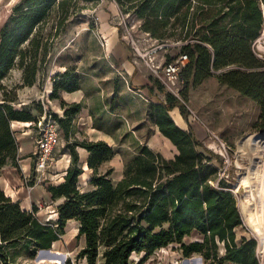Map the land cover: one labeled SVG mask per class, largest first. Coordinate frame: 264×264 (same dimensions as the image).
<instances>
[{
    "label": "trees",
    "instance_id": "16d2710c",
    "mask_svg": "<svg viewBox=\"0 0 264 264\" xmlns=\"http://www.w3.org/2000/svg\"><path fill=\"white\" fill-rule=\"evenodd\" d=\"M97 5L101 0H82ZM121 11L141 22L145 33L164 49L179 48L176 55H165L167 63L187 55L188 64L181 77L185 87H197L208 79L217 80L249 98L260 107L257 129L264 131V60L254 50V42L264 30V0H115ZM78 0H25L0 36V173L20 158V143L13 129L15 123L36 128L38 117L28 107L18 109L13 91L3 84L17 60L25 72L23 86L37 82V58L41 41L32 39L40 26L47 23L54 8L78 7ZM30 43L33 61H26ZM81 78L65 72L54 77L50 100H58L63 116L52 113L68 139L66 152L71 164L64 181L50 183L52 199H64L57 207L56 226L43 223L38 209L24 210L19 201L9 197L0 183V264H16L18 249L33 260L41 250H51L65 234L67 223L79 222L78 238L85 236L86 247L78 254L88 264H133L135 254L148 257L170 245H178L185 257L200 255L206 264H260L257 240L244 237L238 242L236 230L245 225L237 197L219 177L217 158L191 132L180 128L170 115L178 108L184 118L190 113L184 102L167 92L156 78L166 99L150 103L149 119L162 135L177 148L178 154L166 159L145 145L125 165L123 177L113 183L109 168L116 151L105 141L79 140L75 121L82 112V103L68 104L63 93L81 90ZM37 110V109H36ZM40 110V108H39ZM79 148L87 150L88 169L92 172L83 190ZM200 240L186 243L187 237ZM264 260V252L262 257ZM143 261V259H142ZM140 261L138 264H142Z\"/></svg>",
    "mask_w": 264,
    "mask_h": 264
},
{
    "label": "rangeland",
    "instance_id": "374dc122",
    "mask_svg": "<svg viewBox=\"0 0 264 264\" xmlns=\"http://www.w3.org/2000/svg\"><path fill=\"white\" fill-rule=\"evenodd\" d=\"M24 1L0 0V36L14 16L15 8L23 4ZM85 5H87V9L81 13H77L78 9H75L73 5L69 7L68 13L66 10H59L56 6L47 23L40 26L34 33L32 39L37 38L41 41V50L37 58L39 70L36 84L32 87L23 86L25 72L21 68L20 60H17L16 66L3 81L7 89L13 91L12 99H14L16 108L28 107L37 113L38 117L46 112L63 115L64 113L59 112L60 101L50 100L49 95L52 93L54 77L65 72L79 75L81 82L84 78L87 79L86 81L89 82H86L87 87L89 84L92 86V77L97 78L94 81L100 82L103 90L101 94L105 95V99L114 97L112 86L118 73L114 72L104 57L102 49L107 46L106 40L104 41L105 46L104 43L99 42L97 28L100 23L99 10L96 8L89 11L88 9L92 5L78 0V7ZM114 22L117 23L121 37L127 41L132 60L136 64L140 63L148 67L147 63L152 60L154 65L160 66L164 63L167 55L179 53V48L155 51L159 46L158 41L148 36L142 29L136 28L134 38L141 52L147 54L143 58L124 36L122 27L119 25L118 15ZM261 37L263 38L258 41L255 48L258 53H262L264 56V31ZM23 49L29 51L26 61L30 63L33 61L34 50L30 43H27ZM149 70L152 72L150 68ZM126 93L127 97L123 100L120 99L121 96L118 97L115 94L117 99H115L116 103L113 110L116 111L117 115L115 114L113 117L123 119L124 128L117 129L115 121L109 126L112 128L111 138L113 140L109 137L108 139L117 152L115 157L101 168V172H106L109 168L114 169L111 175L114 184L122 179L125 165L139 154L143 144H148L153 151L166 159H172L178 154L173 143L158 132L157 127L150 121L149 106L151 100L141 91L133 90L128 85ZM183 98L190 115L187 119L184 118L177 108L176 113L180 119L178 125L185 131L193 133L200 143L217 156V158H213L212 164L219 168V177L226 181L228 190L237 197L241 213L246 217L245 225L236 230L238 242H241L244 237L255 238L257 240V256L260 264H264V260L261 258L264 252V222L254 215L255 202L252 199L255 190H258L262 205L264 204V131L258 130L256 126L260 107L226 84L220 83L215 77L197 87L186 86ZM108 109H110V105ZM171 115L173 118L176 117L174 112H171ZM13 129L19 143L22 142L23 135L29 130H31L34 141L30 153L32 156L31 175L26 180L23 178L24 185L16 186V191L22 186L35 189L30 197L26 195V197L31 198H28V206L32 204L39 212L43 210V215L51 216L52 209L64 202V199L54 200L51 198L48 193V185L50 183L57 184L64 176L66 170L64 167L68 163L63 161V156L66 152L68 139L65 138L64 133L61 134L47 173L51 180L47 183L39 182L35 167L38 131L35 127L32 128L23 123H15ZM76 129L77 134L70 139L72 142L75 138L84 140L85 137L90 136L87 134L88 131L85 132L84 126H76ZM99 137L97 133H93L91 138L97 140ZM87 140L90 141L89 138ZM224 146L227 147V151H225ZM85 155V151H81L80 164L84 166V170L86 169ZM19 166L18 161L17 164L8 165L0 173V183L8 193L11 189H15V184H12V176L16 174L15 176L19 177L21 172ZM91 173L90 170H85V174L81 176L83 190L91 189L88 185ZM9 177L12 180L11 185L9 181L8 183L5 182V179ZM245 177L251 178L250 187L244 183ZM33 193L36 194L35 200ZM74 234L75 232L71 231L64 239L68 243L69 241L74 242ZM195 240H200L198 235L185 239L186 243ZM75 254L72 255L69 251H51L45 258L37 259L35 257L32 261L33 264H70V260L73 259L77 264ZM144 257L145 254H135L132 258L133 264H138L142 259V264H206L198 254L185 257L178 245H170L146 258Z\"/></svg>",
    "mask_w": 264,
    "mask_h": 264
},
{
    "label": "crops",
    "instance_id": "0c3cea01",
    "mask_svg": "<svg viewBox=\"0 0 264 264\" xmlns=\"http://www.w3.org/2000/svg\"><path fill=\"white\" fill-rule=\"evenodd\" d=\"M96 8L97 10H99L98 17L100 19V23L97 26L98 31H99V40H100L99 42L104 43L105 40H106L105 42H107V46H105V43H104L105 47L104 49H102L104 57L107 59V61L109 62L114 72L118 73L116 75L117 77L115 79L114 85L112 86L114 88L113 89L114 97H111V99H105L104 97L105 95L101 94V91L103 90L100 86V82L94 81V80H97V78L92 77L91 79L92 80L91 82H93L92 86L89 84V86L87 87L86 84L89 82H87L86 81L87 79L84 78L81 83L80 91L74 92V93H63L62 99H64V101H66V103L68 104H72V103H82L83 104L82 112L77 116L75 124L76 126H79V125L84 126L85 132L87 131L89 132L87 134L90 136L85 137L86 139L89 138L90 141H105L114 149L112 143L108 139V137L111 138V135H112V128H110L109 126L111 125L113 121H115L117 129L120 130L124 128V120L121 118L117 119L116 117H113L115 114L117 115L116 111L113 110L114 104L116 103L115 99H117L115 94L118 97L121 96L120 97L121 100L125 99L127 97L126 87L128 85L133 90H138V91H141L143 94H145L151 100L150 103L164 102L166 99V96L159 89V86L156 84V77L149 70V68L140 63L136 64L132 60L131 51H130V48L128 47V43L121 37V33L117 26V23L114 22V19H117L118 9L115 3L113 2V0H107V1L103 0L99 2L97 5L90 6L88 10L92 11ZM88 77L91 78L90 76ZM59 105H60L59 112L63 114L64 110L60 103ZM109 105H110V109H108ZM176 109L171 111L176 114V117L173 118L171 115V112H170V115L175 121V123L178 125V121L180 119L177 116L178 114L176 113L177 112ZM56 114H59V113H56ZM23 124L28 125L30 127V124H26V123H23ZM157 130L158 132H160L158 128ZM30 131L31 130H29V132H26L23 135L22 142L20 143V158L21 159L19 160V163H20L19 167L21 169V172L19 173V177L17 178V176H15L16 174L13 175L12 176L13 183L11 182L12 180L10 177L5 179V182L8 183L9 181L10 185L11 183L15 184V187H14L15 189H11L9 193L6 192L5 190L6 194L9 197H11L14 201H19L21 203L22 208L27 211H32L34 208L32 204L28 206L29 205L28 201L29 199H31L29 197L32 195V191L34 192L35 189L32 190V188L28 189L22 186V188L16 191L17 190L16 186L24 185L23 178L24 180H26L31 175L32 156L30 155V153L32 151V144L34 141H33V137ZM93 133L94 134L97 133L98 136L100 137L97 140H94V138L92 139L91 137ZM93 136L96 137V135H93ZM36 143H37V140H36ZM146 145L148 146V144ZM142 146H145V145L143 144ZM78 151L80 153V157H81V151H85L86 153L85 160H84V163L86 164L85 170H89L87 166V159H88L89 153L87 152V150L82 149V148H79ZM63 158H64L63 161H66L68 163L64 167V169H66L64 173V176H65L68 168L70 167L69 163L71 162V156L69 155L68 152H65ZM59 166H60V163H59ZM13 170H16V168H13ZM64 176L63 178H61L60 182H58L57 184L62 183L64 181ZM26 195H28L29 197H26ZM49 195L51 196L50 193ZM33 198L34 200L36 199L35 193H33ZM58 206L59 205H57L55 208L52 209L51 216L43 215L42 212L44 211L42 210V212H39L38 210L37 216L40 219V221L43 223L50 222L52 225L56 226V223L59 218V214L57 212ZM79 227H80L79 222L75 220L69 221L65 229V234L60 235V238L53 244L51 251L53 252L69 251L72 255L76 253L75 254L76 258L75 256L74 258L77 259V264H88L86 259L78 258V254L80 253V251L86 247L85 236L78 238ZM71 231L75 232L74 242L69 241L68 243L64 238ZM48 253H43L41 255V259L45 258V256L48 255ZM48 258L50 259V257ZM16 264H33V261L25 255V250H22L21 248H19L18 253H17V258H16ZM101 264H102V261H101Z\"/></svg>",
    "mask_w": 264,
    "mask_h": 264
},
{
    "label": "built area",
    "instance_id": "2783aa9c",
    "mask_svg": "<svg viewBox=\"0 0 264 264\" xmlns=\"http://www.w3.org/2000/svg\"><path fill=\"white\" fill-rule=\"evenodd\" d=\"M113 2L115 3L118 9L119 25L122 27L124 36L131 42L134 49L139 52V55L145 58L147 54L141 52L138 43L134 38V30L136 28H141V22L137 19L135 15L123 13L120 7L118 6L117 2L115 0H113ZM147 35L150 36V34L148 33ZM262 38L263 37L260 36L254 42L253 50L259 58L264 60V56L262 55V53H258L255 48L258 41H260V39ZM169 46L171 45H159L157 49H155V51L159 49H164L165 47ZM188 62L189 58L187 55H180L170 63L164 61V63L160 66L154 65L152 60H150L147 64L148 67L152 70V73L165 87V90L173 94L182 102H184L181 95V91L184 86V80L181 77V72L183 68L188 64ZM52 113L54 112L44 113L41 119L39 120L38 124L36 125V129L38 131V139L37 149L35 153L37 157L35 167L38 174V181L45 183L51 180L50 176L47 173L53 161L55 148L62 134L60 125L57 120L53 117ZM224 149L225 151H227L226 146H224ZM70 264H76L75 260H70Z\"/></svg>",
    "mask_w": 264,
    "mask_h": 264
},
{
    "label": "bare ground",
    "instance_id": "6f19581e",
    "mask_svg": "<svg viewBox=\"0 0 264 264\" xmlns=\"http://www.w3.org/2000/svg\"><path fill=\"white\" fill-rule=\"evenodd\" d=\"M255 177V176H254ZM256 181V180H255ZM257 182V181H256ZM259 182V181H258ZM244 183L245 184H248V187H250L251 186V184H252V181H251V178H249V177H245L244 178ZM253 183H254V180H253ZM254 190V189H253ZM252 199H253V201L255 202V204H254V215L258 218V219H260L261 221H263L264 222V204L262 205V199H261V196H260V194H259V191L258 190H255V192L253 193V195H252ZM263 206V207H262ZM263 241H264V237H263ZM51 252V251H50ZM43 253H48V252H42L41 253V255L43 254ZM41 255H40V258H41ZM39 258V259H40Z\"/></svg>",
    "mask_w": 264,
    "mask_h": 264
},
{
    "label": "water",
    "instance_id": "95a60500",
    "mask_svg": "<svg viewBox=\"0 0 264 264\" xmlns=\"http://www.w3.org/2000/svg\"><path fill=\"white\" fill-rule=\"evenodd\" d=\"M50 251H51V250H41V251L39 252L38 256H37V259L40 258V255H41L42 252H50Z\"/></svg>",
    "mask_w": 264,
    "mask_h": 264
}]
</instances>
